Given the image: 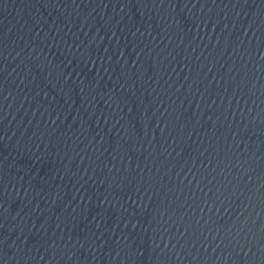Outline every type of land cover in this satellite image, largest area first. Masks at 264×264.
<instances>
[{
  "label": "water",
  "instance_id": "water-1",
  "mask_svg": "<svg viewBox=\"0 0 264 264\" xmlns=\"http://www.w3.org/2000/svg\"><path fill=\"white\" fill-rule=\"evenodd\" d=\"M0 264H264V0H0Z\"/></svg>",
  "mask_w": 264,
  "mask_h": 264
}]
</instances>
